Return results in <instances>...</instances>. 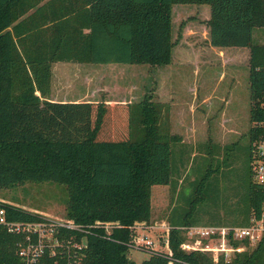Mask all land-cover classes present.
Instances as JSON below:
<instances>
[{"label":"trees","instance_id":"obj_1","mask_svg":"<svg viewBox=\"0 0 264 264\" xmlns=\"http://www.w3.org/2000/svg\"><path fill=\"white\" fill-rule=\"evenodd\" d=\"M176 5L209 7L210 46L249 50L248 176L236 201L223 196L218 173L229 159L214 165L211 157L219 159L222 151L228 155L230 147L212 148L194 180L177 193L181 201L185 189L191 190L182 221H169L170 254L148 252L136 263L127 251L135 223L150 221L151 187L176 191L169 109L147 97L115 105L50 101L51 66L169 65ZM257 29H264V0H0V190L29 182L60 183L67 193L65 219L89 231L57 228L54 239L60 245L82 247L75 259L62 254L61 247L56 256L46 251L41 264H264V238L255 245L230 241L243 251L230 258L221 253L214 261L211 254L181 249L188 238L180 230L198 224L201 215L211 216L209 225L227 227H246L252 217L264 221V187L251 173L252 143L263 133L256 125L264 121V44L254 42ZM0 210L9 223L47 221L2 201ZM187 215L194 224L184 223ZM97 222L109 223V232L95 227ZM20 243L23 236L0 225V264H25Z\"/></svg>","mask_w":264,"mask_h":264},{"label":"rangeland","instance_id":"obj_2","mask_svg":"<svg viewBox=\"0 0 264 264\" xmlns=\"http://www.w3.org/2000/svg\"><path fill=\"white\" fill-rule=\"evenodd\" d=\"M172 13L174 48L171 64L167 66L64 62L51 66L49 100L115 105L137 104L147 97L148 101H160L158 103L166 104L169 109L168 139L173 142L176 191L172 193L170 186L151 187L150 221L135 223L137 227L133 230L135 236L146 238L151 246L127 251L128 258L136 263L147 259L148 252L170 254L169 221H182L187 209L185 196L191 190L185 189L181 201H177V193L194 180L196 169L204 167L202 157L212 153V148L230 147L228 155L223 151L218 155L220 160L211 157L214 165L221 163L224 157L229 159L228 166H221L218 173L217 183L223 196L236 201L243 194L242 185L248 176L250 97L247 58L243 51L236 49L224 50L222 55L219 50H210L206 41L208 6L176 5ZM253 37L254 42L264 44V29L255 30ZM164 118L160 120L161 125ZM180 144L185 148L186 158L180 154ZM185 161V168L180 169ZM0 201L59 221L65 218L67 193L60 183L29 182L0 190ZM207 210L213 213L211 209ZM186 217L184 223H195L193 216ZM200 219L198 224L182 228L209 225L212 221L207 215H201ZM185 245L191 247L188 242ZM218 251L215 250L216 255L220 254ZM228 256L230 258L232 253Z\"/></svg>","mask_w":264,"mask_h":264},{"label":"built area","instance_id":"obj_3","mask_svg":"<svg viewBox=\"0 0 264 264\" xmlns=\"http://www.w3.org/2000/svg\"><path fill=\"white\" fill-rule=\"evenodd\" d=\"M256 128L263 129V133L252 143L251 173L254 182L264 187V121L257 124ZM46 220L45 223H9L5 219L4 211L0 210V225L6 226L9 233L23 236V243L19 244V256L25 264H41L46 251H49L51 256H56L57 252L55 249L60 247L62 250L61 253L65 254L68 259H75L77 252L80 251L82 247V245L77 243L71 244L69 242L60 245L57 239H54L57 228L72 229L82 232L83 229L80 226L65 218L59 219V221H53L47 218ZM94 226L103 227L106 233H108L111 228L109 223L102 224L97 222ZM136 227L137 226H134L133 228ZM180 229L188 233L184 232L188 238L187 242L191 244L190 247L185 245V242L181 245V249L211 254L214 261L218 259L221 253H224L225 256L228 257V253L243 251V247H238L236 249L232 248L229 243L230 241L242 242L246 240L249 244L255 245L264 238V221L263 219H256L255 217L251 218L250 224L246 227L208 225L192 227L187 230L185 228ZM83 231L86 234L89 233L87 230ZM142 246L149 247L151 246V242L144 237L138 238L134 235L131 248L138 249ZM216 249L219 250L218 252H220V254L216 255ZM71 250H73V252L70 256L69 253Z\"/></svg>","mask_w":264,"mask_h":264},{"label":"crops","instance_id":"obj_4","mask_svg":"<svg viewBox=\"0 0 264 264\" xmlns=\"http://www.w3.org/2000/svg\"><path fill=\"white\" fill-rule=\"evenodd\" d=\"M173 14V13H172ZM208 20H209V18H208ZM207 20V21H208ZM206 21V22H207ZM206 41H207V44L209 45V48H210V50L211 51H216V50H219L220 51V55H222V53L221 52H223L224 50H229V51H231V49H236L237 51H240V52H242L243 51V53L245 54V56H246V58H247V61H248V59H249V50L247 49V48H216V47H212V46H210V44H209V39H208V33H207V38H206ZM174 48V47H173ZM247 49V50H246ZM171 64V63H170ZM167 66V65H166ZM50 101H53V102H61V101H58V100H53V99H51ZM62 102H73V101H62ZM75 102H86V101H75ZM158 102H160V101H158Z\"/></svg>","mask_w":264,"mask_h":264}]
</instances>
